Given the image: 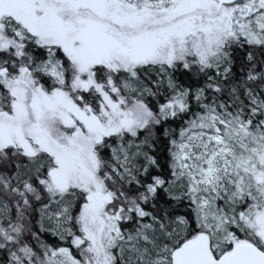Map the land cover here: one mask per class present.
I'll use <instances>...</instances> for the list:
<instances>
[{
    "label": "snow or ice",
    "instance_id": "snow-or-ice-1",
    "mask_svg": "<svg viewBox=\"0 0 264 264\" xmlns=\"http://www.w3.org/2000/svg\"><path fill=\"white\" fill-rule=\"evenodd\" d=\"M0 264H264V0H0Z\"/></svg>",
    "mask_w": 264,
    "mask_h": 264
}]
</instances>
